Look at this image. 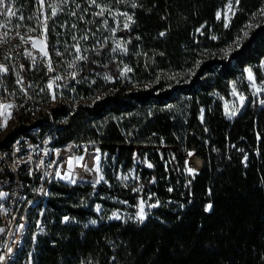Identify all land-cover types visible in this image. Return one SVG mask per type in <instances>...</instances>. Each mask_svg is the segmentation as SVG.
Returning <instances> with one entry per match:
<instances>
[{
	"label": "trees",
	"instance_id": "trees-1",
	"mask_svg": "<svg viewBox=\"0 0 264 264\" xmlns=\"http://www.w3.org/2000/svg\"><path fill=\"white\" fill-rule=\"evenodd\" d=\"M99 1L132 20L112 35L91 16L98 31L91 26L77 41L68 27L54 35L61 14L49 19L48 52L68 42L73 55L58 70L66 89L50 105L44 70L23 59L32 104L15 109L0 146L30 128L50 129L56 144L98 148L101 181L52 184L43 209L31 212L15 264L29 251L32 264H264V92L246 94L232 118L222 106L242 69L257 71L264 57V15L237 50L218 57L264 0H239L227 28L216 19L226 0ZM13 3L35 21L34 0ZM13 72L4 82L17 91ZM188 152L203 164L191 174ZM128 169L132 179L120 182Z\"/></svg>",
	"mask_w": 264,
	"mask_h": 264
},
{
	"label": "rangeland",
	"instance_id": "rangeland-1",
	"mask_svg": "<svg viewBox=\"0 0 264 264\" xmlns=\"http://www.w3.org/2000/svg\"><path fill=\"white\" fill-rule=\"evenodd\" d=\"M34 1V17L36 19L33 22H31L30 20L25 21L22 16L18 14L17 9L14 6L13 0H4L3 5H0V24L4 25L3 27H0V67H2L1 63L6 64L8 69L7 75H9L10 69L14 71L13 81L15 74L20 70V62H22L24 59L23 46H33V41H43V45L37 43L35 48L40 54L44 55L41 51V47H43L44 52L47 53L46 56L50 60L51 67L53 69V77H59L58 70H63L66 66L65 62L73 59V55L71 54V51L69 49L70 46L68 42L62 45V49L57 48V43L52 46L51 48L53 55L48 52L47 23L49 19L54 17V15L61 14L60 17L62 20L61 23H59V20H56L54 25L52 26L54 35L57 36L58 32L63 33L67 31L68 27L69 29H73L75 31V34L71 37V40L77 41H81L84 37L87 36V34L91 31V26H93V29L95 31H98L97 26H94V24L92 23L91 16L100 17V20L102 21V23H105V27L112 35L114 34L116 27L119 26L121 21H127L123 13L117 8L105 2H100L99 0H94V2L93 0ZM229 4L230 0H226L222 7L219 8L216 12V19L218 22L222 23L224 28H227L229 26L231 19L234 16L229 12ZM236 5L237 4H232V11H234V13H236ZM9 8L12 9V11L15 13L14 16L9 15L7 13L6 9ZM53 9H55V14H53ZM101 9H104L102 15L99 14L101 12ZM218 12L221 13V17L219 19L217 18ZM260 13L261 11L256 12L244 23V25L236 34L234 40L229 42L220 51V55L218 57L227 58L233 51L239 48L240 44L250 36L253 30L257 29L261 25V23L263 22V15ZM226 16L227 20L225 19ZM108 17L112 20V25L107 24ZM226 23L227 26H225ZM99 35L100 34L98 33L97 39ZM64 52H66V54H63ZM52 56L60 57V59H55L54 61ZM66 58H68V60ZM255 67L257 71H254L252 67L248 66L243 68L241 79L230 85L231 88L228 97L222 100L223 111L227 118L233 117L230 116L229 113H231L234 109H238L237 112H239V110L245 103L246 94H249L251 97H254L264 92V57H262V59L259 61V63L256 64ZM247 70H251L252 72V81L249 80ZM58 81L63 87L60 90L54 88V83H52L53 85H51V87H47L44 81V86L49 91L48 93L50 105H53L56 98H58V96H56V92H61L62 90L66 89L64 84L59 79ZM241 85L246 86L244 91L238 89ZM15 86L20 92H24L23 90H30V84L23 85L16 83ZM12 90H15V88ZM241 95L244 97L243 103H241L239 99ZM260 103L264 104V99L260 100ZM32 113L33 115H35L36 111H33ZM201 116L202 115H200V118ZM7 124L9 125L10 123ZM81 148L82 150L80 152H77V149H75L74 155H71L69 158H66L60 164L58 170V178L60 181L63 182L61 184L94 185L97 183L95 185L97 186L101 181L100 164L103 155L100 153L96 146H92V144L89 143H87L86 145H84V147ZM189 153H191V155H189ZM187 155L188 162H190L189 169L197 171L195 169L201 167L203 164H195L194 157L197 156H195L192 152H188ZM198 156H200V154H198ZM132 177L133 172L131 169H128L126 171H119L117 173V179L122 183L129 182ZM37 233H39V231H37ZM23 255H27V257L23 256L19 264H32L30 258L31 252H25L23 253Z\"/></svg>",
	"mask_w": 264,
	"mask_h": 264
},
{
	"label": "built area",
	"instance_id": "built-area-1",
	"mask_svg": "<svg viewBox=\"0 0 264 264\" xmlns=\"http://www.w3.org/2000/svg\"><path fill=\"white\" fill-rule=\"evenodd\" d=\"M24 61L29 69L39 67L44 70L45 85H53L57 90L63 87L53 74L50 60L33 46H23ZM4 71L0 73V105H12L11 121L6 127L0 128V142L7 132L16 125L13 116L15 109L24 108L32 104L30 90L24 92L10 90L4 83L3 77L8 69L1 63ZM20 70L14 76V84L29 85L32 80L24 71L20 62ZM21 86V85H19ZM38 107L46 113L48 106L37 102ZM25 112V110H23ZM35 116L31 112L29 119ZM2 119V118H0ZM87 143L56 144L52 130L39 131L30 129L27 133L19 134L7 144L0 146V264H15L16 259L24 247V240L30 222L31 212L43 209L46 199L50 195L52 184L63 183L58 178L60 164L71 155L78 146ZM187 154L184 158L185 172H189L190 162ZM201 167L195 169L199 170ZM39 211V212H40ZM65 216L62 218L65 221Z\"/></svg>",
	"mask_w": 264,
	"mask_h": 264
},
{
	"label": "snow or ice",
	"instance_id": "snow-or-ice-1",
	"mask_svg": "<svg viewBox=\"0 0 264 264\" xmlns=\"http://www.w3.org/2000/svg\"><path fill=\"white\" fill-rule=\"evenodd\" d=\"M93 2H94V0H93ZM3 3H4V0H0V5H3ZM232 4H237L238 5L239 4V0H230L229 12L232 15H234L235 13H234V11H232ZM132 6L135 7L136 5L133 4ZM6 11H7V13L9 15H13V16L15 15V13L10 8L9 9H6ZM103 11H104V9H101V12L99 14L102 15L103 14ZM53 14H55V9H53ZM260 14L264 15V9L261 10V13ZM123 15L125 16V18H126L127 21L130 22L132 20V17L129 16L127 13H124ZM220 17H221V13L218 12L217 13V18L219 19ZM225 19L227 20V16L225 17ZM3 26L4 25L0 24V27H3ZM124 26H125V28H127L128 27V24L126 23ZM225 26H227V23H226ZM161 35H163V33H161ZM85 39H86V37H85ZM37 43H40L41 45H43V41H39V42L33 41V47H36V44ZM117 47H119V45H117ZM41 51H42V53L44 55H47V53L44 52L43 47H41ZM77 51H79V49H77ZM81 58L82 57L77 56V59H81ZM51 70H52L51 69V66H49V71H51ZM2 71H4V69L2 67H0V72H2ZM247 71H248L249 80L252 81L253 80L252 72H251V70H247ZM57 79H60V77H57ZM49 87H51V85H49ZM239 99H240L241 103H243L244 97L242 95L239 97ZM11 107H12V105H0V118H2V119H0V128L6 127L7 126V121L9 119H11V112L8 111ZM237 111H238V109H234L231 113H229V115L230 116H235L236 113H237ZM189 155H191V153H189ZM148 166L151 167L150 164ZM188 171L191 174L193 172V169H188ZM57 175H59V173H57ZM156 206H158V204L149 205V207H156ZM210 207L211 206L209 205L208 208H210ZM208 208H206V211L208 210ZM137 218L140 221H143L144 218H145V213H144V210H143V201H141L140 211L137 214ZM65 219H67V218H65ZM93 223H95V221H93Z\"/></svg>",
	"mask_w": 264,
	"mask_h": 264
},
{
	"label": "water",
	"instance_id": "water-1",
	"mask_svg": "<svg viewBox=\"0 0 264 264\" xmlns=\"http://www.w3.org/2000/svg\"><path fill=\"white\" fill-rule=\"evenodd\" d=\"M98 183H99V182H98ZM96 184H97V183H96ZM96 184H94V185L92 184V185L95 186Z\"/></svg>",
	"mask_w": 264,
	"mask_h": 264
}]
</instances>
